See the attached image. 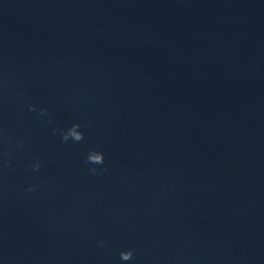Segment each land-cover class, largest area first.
<instances>
[{"label": "water", "instance_id": "1", "mask_svg": "<svg viewBox=\"0 0 264 264\" xmlns=\"http://www.w3.org/2000/svg\"><path fill=\"white\" fill-rule=\"evenodd\" d=\"M0 264H264V0H0Z\"/></svg>", "mask_w": 264, "mask_h": 264}, {"label": "clouds", "instance_id": "2", "mask_svg": "<svg viewBox=\"0 0 264 264\" xmlns=\"http://www.w3.org/2000/svg\"><path fill=\"white\" fill-rule=\"evenodd\" d=\"M29 110L35 112L36 106L35 105H30ZM40 115L44 116L46 115V110L41 108L40 110ZM51 123V121H49ZM81 128L80 124H72L71 127H69L67 130H60L57 129L56 131L59 132L61 139L64 142H68L69 140H72L73 142L79 143L80 141L84 140V134L79 130ZM104 154L101 151L92 149L90 150L86 157H85V163L89 165H104ZM10 166V165H8ZM40 169V163L37 162L32 166L33 171H39ZM89 171L92 174H102V172L107 171L106 168H101L100 173H98L96 167H91ZM35 189L33 187H30L28 191H34ZM120 259L121 261H130L133 259V251L132 250H127V251H121L120 252Z\"/></svg>", "mask_w": 264, "mask_h": 264}]
</instances>
